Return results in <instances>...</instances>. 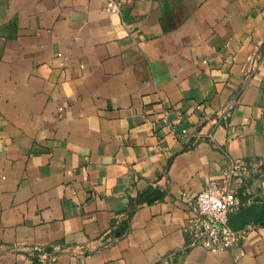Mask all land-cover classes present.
<instances>
[{
    "label": "crops",
    "instance_id": "0c3cea01",
    "mask_svg": "<svg viewBox=\"0 0 264 264\" xmlns=\"http://www.w3.org/2000/svg\"><path fill=\"white\" fill-rule=\"evenodd\" d=\"M233 159L264 204V0H0V264H264L187 246Z\"/></svg>",
    "mask_w": 264,
    "mask_h": 264
},
{
    "label": "built area",
    "instance_id": "2783aa9c",
    "mask_svg": "<svg viewBox=\"0 0 264 264\" xmlns=\"http://www.w3.org/2000/svg\"><path fill=\"white\" fill-rule=\"evenodd\" d=\"M120 7L121 0H104L107 13L117 14ZM257 166L255 162L233 159L219 179L210 181L197 193L184 226L188 247L217 253L235 249L246 240L253 222L233 230L228 224V215L250 205L251 199L242 200L239 190L249 172Z\"/></svg>",
    "mask_w": 264,
    "mask_h": 264
},
{
    "label": "water",
    "instance_id": "95a60500",
    "mask_svg": "<svg viewBox=\"0 0 264 264\" xmlns=\"http://www.w3.org/2000/svg\"><path fill=\"white\" fill-rule=\"evenodd\" d=\"M264 219V204L252 203L236 213L228 215V224L233 230L240 229L244 223Z\"/></svg>",
    "mask_w": 264,
    "mask_h": 264
}]
</instances>
